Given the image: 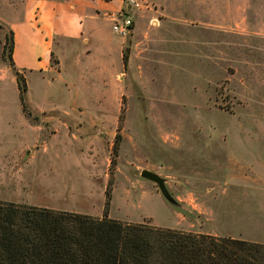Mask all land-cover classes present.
<instances>
[{
	"label": "rangeland",
	"instance_id": "1",
	"mask_svg": "<svg viewBox=\"0 0 264 264\" xmlns=\"http://www.w3.org/2000/svg\"><path fill=\"white\" fill-rule=\"evenodd\" d=\"M18 1L0 0V199L102 215L111 180L108 216L218 231L221 164L234 156L250 172L264 158V31L218 33V12L234 0H140L138 8L124 0L112 29L130 16L122 51L129 57L137 48L133 60L124 67L104 48L89 60L79 41L86 57L65 56L59 74L20 69L24 112L9 53L1 48ZM247 2L264 15V0ZM168 10L182 14L166 17ZM99 26L107 35V22ZM149 28L168 32L160 31L147 45L149 60H141L142 45L135 43ZM220 44L226 59L218 56ZM108 59L105 69L96 66ZM52 63L56 68L58 60ZM142 169L163 178L172 200L159 195Z\"/></svg>",
	"mask_w": 264,
	"mask_h": 264
},
{
	"label": "trees",
	"instance_id": "2",
	"mask_svg": "<svg viewBox=\"0 0 264 264\" xmlns=\"http://www.w3.org/2000/svg\"><path fill=\"white\" fill-rule=\"evenodd\" d=\"M12 51L10 30L2 54L25 112L26 79ZM122 60L125 67L127 49ZM111 184L102 215L0 199V264H264L263 242L108 216Z\"/></svg>",
	"mask_w": 264,
	"mask_h": 264
},
{
	"label": "crops",
	"instance_id": "3",
	"mask_svg": "<svg viewBox=\"0 0 264 264\" xmlns=\"http://www.w3.org/2000/svg\"><path fill=\"white\" fill-rule=\"evenodd\" d=\"M234 1L235 6L231 5L225 14L218 12V33L230 34L233 37L246 36L257 31L263 32L264 15L251 11L247 0ZM18 2L12 5L15 9L14 14L6 20L4 27V31L8 29L13 33L12 60L18 69L24 68L27 71L51 69L59 74L65 56L71 60L83 58L76 46L79 41L86 46L84 54L88 55L89 60H95L93 52L95 50L102 52V48L107 56L116 52L118 59L122 60L126 35L115 32L112 24L124 0H21ZM177 13L175 16L168 10L166 17L176 18L182 14V12ZM253 17L256 22L251 21ZM100 20H105L109 26L107 35L100 29ZM163 29L164 32H168L165 28L140 30L142 34L135 45L138 43L142 45L141 60H149L147 45L157 39ZM4 31L3 39L1 37L2 50L5 40ZM172 39L180 44L185 43L184 36L175 34ZM220 45L218 56L226 59L227 57L222 55L225 50L222 49L223 44ZM136 49L132 48L128 60H133L134 54L138 53ZM52 60H58L56 64L58 70ZM107 61L109 59L99 60L96 66L105 69ZM251 61L247 60L244 64L248 65ZM233 65L235 66L234 63ZM94 73L96 74V70ZM233 157L228 158L226 164H221L222 171L218 175V231L206 233L264 243V158L259 170L249 168V172L245 166H238L236 158ZM159 195L163 197L161 193Z\"/></svg>",
	"mask_w": 264,
	"mask_h": 264
},
{
	"label": "water",
	"instance_id": "4",
	"mask_svg": "<svg viewBox=\"0 0 264 264\" xmlns=\"http://www.w3.org/2000/svg\"><path fill=\"white\" fill-rule=\"evenodd\" d=\"M142 177L148 178L150 180H153L157 183L162 195L167 198L168 200H172V197L168 191V189L166 188L165 184H164V180L163 178L158 175L156 172L148 170V169H142L140 172Z\"/></svg>",
	"mask_w": 264,
	"mask_h": 264
},
{
	"label": "built area",
	"instance_id": "5",
	"mask_svg": "<svg viewBox=\"0 0 264 264\" xmlns=\"http://www.w3.org/2000/svg\"><path fill=\"white\" fill-rule=\"evenodd\" d=\"M129 1V5L138 8L140 5V0H128ZM132 24V20L130 18V16L126 15V17H124L119 24H115L113 26V30L120 33V34H124L126 33V31L129 29L130 25Z\"/></svg>",
	"mask_w": 264,
	"mask_h": 264
}]
</instances>
